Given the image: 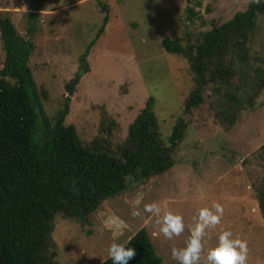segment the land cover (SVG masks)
<instances>
[{"label": "rangeland", "instance_id": "374dc122", "mask_svg": "<svg viewBox=\"0 0 264 264\" xmlns=\"http://www.w3.org/2000/svg\"><path fill=\"white\" fill-rule=\"evenodd\" d=\"M248 1L0 0V16L8 14L18 36L35 46L29 66L35 84L48 93L47 116L52 120L67 97L64 122L82 140L92 137L103 113L118 123L113 142L125 137L127 125L146 106L165 143L174 120H187L168 170L105 199L88 225L54 214L52 259L98 264L114 238L125 244L143 228L162 264H178L171 248L184 246L200 208L219 202L223 216L206 230L204 255L221 230H230L247 241V264H264V90L254 86L264 69V15H257L246 43L217 32ZM102 5L108 22L98 32ZM187 8L194 13L189 20ZM163 37H181L192 52L200 43L207 47L202 100L188 113L183 114V101L193 83L185 60L160 47ZM2 56L0 46V68ZM40 137L38 125L34 141ZM141 196V215L133 217L134 201ZM151 202L183 217L180 236L169 240L159 233L156 217L143 210Z\"/></svg>", "mask_w": 264, "mask_h": 264}, {"label": "trees", "instance_id": "16d2710c", "mask_svg": "<svg viewBox=\"0 0 264 264\" xmlns=\"http://www.w3.org/2000/svg\"><path fill=\"white\" fill-rule=\"evenodd\" d=\"M102 9L98 32L108 18L106 6ZM187 12L189 20L194 13L189 8ZM258 14L264 15V0H249L243 10L221 22L217 32L246 43ZM182 41L163 37L159 44L186 62L193 88L183 101L184 114L202 100L207 47L200 43L192 52ZM0 46V264H59L50 255L54 214L88 225L91 213L105 199L120 195L129 183L145 184L168 170L174 164L171 151L187 120L183 116L174 120L165 143L146 106L127 125L125 137L113 142L118 123L103 113L92 137L82 140L75 127L64 122L67 97L52 120L47 116L48 93L35 84L29 66L35 46L30 38L18 36L8 14L0 16ZM254 86L264 90V69L258 70ZM38 125L41 137L35 142ZM124 245L136 251L128 264H162L143 228ZM98 264L112 261L107 257Z\"/></svg>", "mask_w": 264, "mask_h": 264}, {"label": "clouds", "instance_id": "9594fccd", "mask_svg": "<svg viewBox=\"0 0 264 264\" xmlns=\"http://www.w3.org/2000/svg\"><path fill=\"white\" fill-rule=\"evenodd\" d=\"M258 2V0H256ZM24 12L27 11L23 7ZM143 196L134 201L131 215L139 217V206ZM144 212L156 217L159 225V233L166 239L171 240L174 236H180L185 230L183 217L171 211H163L156 202L145 203ZM223 206L219 202H213L211 207H202L198 210L193 223L188 225L189 236L184 241L183 247H172L171 256L178 264H247L248 245L247 241L239 236H233L230 230H221L217 236L216 244L209 247L204 255L202 243L206 230L214 229L220 224L223 216ZM122 234V233H121ZM106 255L112 264H128L136 256L132 247L116 242L114 238L106 248Z\"/></svg>", "mask_w": 264, "mask_h": 264}, {"label": "crops", "instance_id": "0c3cea01", "mask_svg": "<svg viewBox=\"0 0 264 264\" xmlns=\"http://www.w3.org/2000/svg\"><path fill=\"white\" fill-rule=\"evenodd\" d=\"M106 22H108V18H107V21H106ZM105 24H106V23H105ZM105 24H104V25H105ZM103 27H104V26H103Z\"/></svg>", "mask_w": 264, "mask_h": 264}]
</instances>
